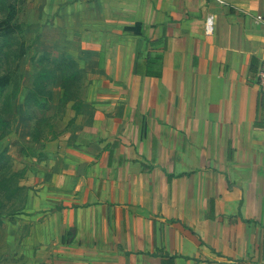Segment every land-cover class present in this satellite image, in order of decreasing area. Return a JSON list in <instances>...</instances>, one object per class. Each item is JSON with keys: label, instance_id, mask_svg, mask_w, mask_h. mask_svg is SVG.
<instances>
[{"label": "crops", "instance_id": "1", "mask_svg": "<svg viewBox=\"0 0 264 264\" xmlns=\"http://www.w3.org/2000/svg\"><path fill=\"white\" fill-rule=\"evenodd\" d=\"M71 1L101 45L72 131L25 161V264L264 263V0Z\"/></svg>", "mask_w": 264, "mask_h": 264}, {"label": "rangeland", "instance_id": "2", "mask_svg": "<svg viewBox=\"0 0 264 264\" xmlns=\"http://www.w3.org/2000/svg\"><path fill=\"white\" fill-rule=\"evenodd\" d=\"M13 1L19 4L15 21L20 28L8 40L0 39V74L13 70L6 97L15 94L17 97L12 102L14 110L6 115L11 131L0 140V152H5L10 159L1 173L0 183L3 185L17 172L15 182L7 181V184L24 189L8 198L7 191L0 188V263L5 255L16 253L19 255L16 264H25L32 253L31 219L24 210L29 192V187L23 185L29 168L25 161L31 160L30 151H38L35 149L40 148L41 141H52L72 131L76 112L73 106L82 105L86 83L90 80L88 73L95 68L93 56L101 41L93 32L96 29L93 15L78 21L77 10H67L73 3L71 0H2L0 21L6 17L8 2ZM22 42L26 52L14 69L12 56L5 59L4 52ZM43 71H50L54 76L39 81ZM76 71L79 73L73 76ZM23 155L27 158L22 160ZM36 155L40 158L44 154ZM17 244L21 245V251Z\"/></svg>", "mask_w": 264, "mask_h": 264}, {"label": "trees", "instance_id": "3", "mask_svg": "<svg viewBox=\"0 0 264 264\" xmlns=\"http://www.w3.org/2000/svg\"><path fill=\"white\" fill-rule=\"evenodd\" d=\"M2 2V0H0ZM3 3V2H2ZM19 11V4L17 1L8 2L7 5V14L6 17L0 21V39H9L14 36L15 32H19V23H17L16 16ZM166 40V37H163V39H158L151 42V46H158L162 44V41ZM18 42V41H17ZM165 42V41H164ZM18 44V43H17ZM16 44L15 49L6 50L4 52L5 59L9 58V56H12V59L14 61V69H17L19 65V60L24 56L26 52V48L24 43ZM14 43H12V46ZM153 48V47H152ZM162 50L166 48V45L164 44L162 47ZM1 52L2 49L0 48V60H1ZM3 54V55H4ZM162 54H156L154 57H148L145 61H139L135 65V73L139 75H145V76H161L162 71ZM256 66L254 64V60L252 62L251 68H250V74L255 75L256 74ZM79 73V71H76L73 76H76ZM12 74H14L13 70L8 69L5 73L0 74V140L6 136L11 131V123L8 119H6V115L11 113L14 110L13 106V100L17 97V94L6 97V94L8 92V88L12 85ZM54 75L50 71H43L39 75V81H46L48 79H52ZM55 79V77H54ZM31 98V97H30ZM26 100V99H25ZM38 106H42L41 104H37ZM45 105V104H44ZM74 109L78 112L81 110L82 105H77V107L74 105ZM9 158L6 155L5 152H0V176L1 173L4 171V168L7 166L9 162ZM17 175V172H16ZM15 172H13L8 180H5L3 185L0 183V188L5 189L7 191V197L13 198V196L17 192H21L24 188L19 185H15V187L11 188L8 186V182H15ZM19 177V176H17ZM168 264H174V258L170 257L166 261L163 262Z\"/></svg>", "mask_w": 264, "mask_h": 264}, {"label": "built area", "instance_id": "4", "mask_svg": "<svg viewBox=\"0 0 264 264\" xmlns=\"http://www.w3.org/2000/svg\"><path fill=\"white\" fill-rule=\"evenodd\" d=\"M212 16H209L207 18V24H206V31L210 33L212 31ZM257 78L259 80V83L261 84L262 87H264V64L260 67L258 73H257ZM252 264H264L261 262H255Z\"/></svg>", "mask_w": 264, "mask_h": 264}]
</instances>
